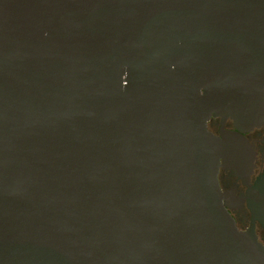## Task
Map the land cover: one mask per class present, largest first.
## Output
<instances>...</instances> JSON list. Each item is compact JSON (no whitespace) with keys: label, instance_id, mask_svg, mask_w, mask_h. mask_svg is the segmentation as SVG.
Listing matches in <instances>:
<instances>
[{"label":"water","instance_id":"1","mask_svg":"<svg viewBox=\"0 0 264 264\" xmlns=\"http://www.w3.org/2000/svg\"><path fill=\"white\" fill-rule=\"evenodd\" d=\"M212 117L264 125V0H0V264H264Z\"/></svg>","mask_w":264,"mask_h":264},{"label":"flooded vegetation","instance_id":"2","mask_svg":"<svg viewBox=\"0 0 264 264\" xmlns=\"http://www.w3.org/2000/svg\"><path fill=\"white\" fill-rule=\"evenodd\" d=\"M208 130L224 139H242L227 162L221 160L218 181L223 204L241 231L253 230L264 247V125L247 130L232 120L211 118Z\"/></svg>","mask_w":264,"mask_h":264}]
</instances>
